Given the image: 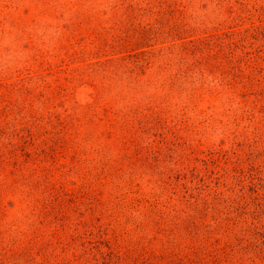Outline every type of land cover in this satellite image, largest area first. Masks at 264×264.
I'll return each mask as SVG.
<instances>
[{
  "label": "rangeland",
  "instance_id": "1",
  "mask_svg": "<svg viewBox=\"0 0 264 264\" xmlns=\"http://www.w3.org/2000/svg\"><path fill=\"white\" fill-rule=\"evenodd\" d=\"M158 1L0 0V264H264V0Z\"/></svg>",
  "mask_w": 264,
  "mask_h": 264
},
{
  "label": "trees",
  "instance_id": "2",
  "mask_svg": "<svg viewBox=\"0 0 264 264\" xmlns=\"http://www.w3.org/2000/svg\"><path fill=\"white\" fill-rule=\"evenodd\" d=\"M162 1H165V0H159L158 2H161V4H162ZM202 39H207V38H202ZM210 39H214V38H210ZM215 39H225V38H221L220 36H218ZM221 50L222 49H220L219 51H217L213 54H204V55H201L202 57H199L196 49L189 50L187 47H185L184 52H186L189 55H192V57L195 60L189 62L188 56H182L180 62H181V64H184V63L188 64L189 63L186 66V71L194 69L196 67L203 68L202 66L208 63L210 68L214 69L215 74H219V75L222 74L223 78H225L226 80L228 79L227 78L228 76H231L234 79V81H237L238 79H245V77H247V83L249 82L248 84L250 86L252 84V86H253L254 80H252V79H254L255 76L254 75L252 76V74L246 76V74L244 73V67H243L244 60H243V62L241 61L242 59L240 60V62H232L233 55L232 54L231 55L226 54L224 56H221L224 52ZM201 52H202V49H201ZM219 58H223V60H222V62H221V60H219L220 63L219 62L217 63V60ZM141 59L142 58L137 56L136 59H134V60L137 62H140ZM146 62H148V61H146ZM183 69H185L184 66H183Z\"/></svg>",
  "mask_w": 264,
  "mask_h": 264
}]
</instances>
